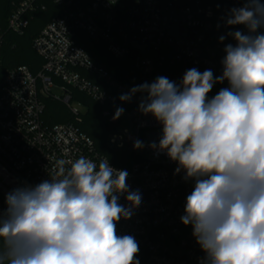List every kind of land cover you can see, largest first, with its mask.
Returning <instances> with one entry per match:
<instances>
[{"label": "built area", "instance_id": "obj_1", "mask_svg": "<svg viewBox=\"0 0 264 264\" xmlns=\"http://www.w3.org/2000/svg\"><path fill=\"white\" fill-rule=\"evenodd\" d=\"M45 1L55 5L59 14L32 41V49L43 60L41 70L33 74L27 66H15L0 76V209L6 207L5 196L11 190L54 177L59 160L65 161L66 170L81 156L97 165L108 160L114 169L129 173V191L138 190L142 197L131 218L116 224L118 235H131L137 241L139 264H201L204 253L193 228L180 219L194 181H186L183 171L176 173L177 163L166 152L150 147L152 142L158 144L162 125L139 110L142 94L128 102L119 97L160 76L179 84L191 68L221 75V44L216 39L223 35L235 44L227 33L246 29L237 25L214 33L215 23L227 19L230 9L218 14L211 0H12L7 24L0 26V67L10 36L23 37L36 12L47 9ZM236 3L234 8L241 7L244 0ZM80 34L104 45L111 58L129 66L124 83L93 62L77 42ZM54 87L65 96L56 98ZM225 87L227 81L215 84L209 99ZM73 91L104 107L103 117L113 126L108 145L131 156L129 161L123 157L126 166L97 151L93 140L74 124L44 123L47 97L63 102L80 117L72 105ZM120 107L123 114L113 119ZM123 116L131 119L135 135L120 131ZM136 140L144 146L134 148ZM125 196L119 203L129 207Z\"/></svg>", "mask_w": 264, "mask_h": 264}, {"label": "clouds", "instance_id": "obj_2", "mask_svg": "<svg viewBox=\"0 0 264 264\" xmlns=\"http://www.w3.org/2000/svg\"><path fill=\"white\" fill-rule=\"evenodd\" d=\"M222 74L187 70L179 84L157 77L119 99L141 93L139 110L161 125L158 144L194 181L181 222L191 225L201 264H264V2L230 9ZM223 42L226 36H221ZM228 87L209 99L217 83ZM124 112L117 108L113 119ZM136 140L134 148H142ZM36 185L17 187L0 209V264H139V245L118 235L141 194L129 191L126 170L81 156ZM129 202L119 203L121 195Z\"/></svg>", "mask_w": 264, "mask_h": 264}, {"label": "trees", "instance_id": "obj_3", "mask_svg": "<svg viewBox=\"0 0 264 264\" xmlns=\"http://www.w3.org/2000/svg\"><path fill=\"white\" fill-rule=\"evenodd\" d=\"M12 0H0V26L5 27L7 19L12 11ZM47 9L45 11L38 10L31 21L27 33L23 37L10 36L9 43L5 49L4 59L0 67V76L7 69L15 66H27L33 74H37L43 65V60L32 49V41L39 35L42 29L59 14V9L51 2L45 1ZM216 13H221L224 9H232L236 7V0H211ZM231 27L226 26V19L217 20L214 27V33H222ZM78 44L85 49L91 56L93 62L114 75L121 82H125L123 78L125 71L129 66L124 62L114 60L107 52V48L85 34L77 37ZM216 43L221 44L220 57L223 59L226 53L224 48L226 44L233 43L231 39H225L223 42L216 39ZM72 100L78 101L85 107V112L76 118L69 108L61 101L52 97L44 99L45 111L43 115L44 123L48 126L56 124L71 123L74 124L81 132L90 137L97 149L102 155L118 166L124 167L127 162L124 158L128 157L127 153H119L112 150L108 145V138L113 131V126L103 117L104 107L92 101L84 94L73 91ZM127 161V159H126Z\"/></svg>", "mask_w": 264, "mask_h": 264}, {"label": "rangeland", "instance_id": "obj_4", "mask_svg": "<svg viewBox=\"0 0 264 264\" xmlns=\"http://www.w3.org/2000/svg\"><path fill=\"white\" fill-rule=\"evenodd\" d=\"M52 94L56 98H62L65 96L64 91H62L59 87H54L52 89ZM79 104H81V105H79ZM72 105H73V107L78 108L81 113L85 112V107L83 106L82 103H80L78 101H73ZM119 129H120V131H128L132 135L136 134V130H135L134 126L132 125L131 119L127 116H123V122L121 123Z\"/></svg>", "mask_w": 264, "mask_h": 264}, {"label": "water", "instance_id": "obj_5", "mask_svg": "<svg viewBox=\"0 0 264 264\" xmlns=\"http://www.w3.org/2000/svg\"><path fill=\"white\" fill-rule=\"evenodd\" d=\"M237 2H240V0H237Z\"/></svg>", "mask_w": 264, "mask_h": 264}]
</instances>
